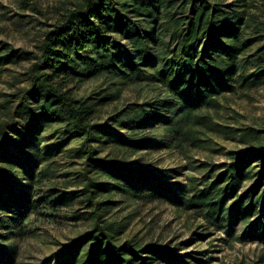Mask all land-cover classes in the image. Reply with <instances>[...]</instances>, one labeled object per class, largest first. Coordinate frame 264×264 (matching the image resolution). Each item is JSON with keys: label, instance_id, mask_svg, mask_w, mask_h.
I'll list each match as a JSON object with an SVG mask.
<instances>
[{"label": "rangeland", "instance_id": "374dc122", "mask_svg": "<svg viewBox=\"0 0 264 264\" xmlns=\"http://www.w3.org/2000/svg\"><path fill=\"white\" fill-rule=\"evenodd\" d=\"M82 1L0 0V143L8 154L13 150L21 158L15 164L0 162L16 191L9 197L0 187V195L11 200L0 205V264H39L46 256L66 251L92 227L81 193L85 182L81 137L60 123L42 121L29 157L14 150L23 126L38 111L33 98L39 93L31 79L35 59L10 52L37 54L46 32ZM211 1L239 12L231 42L238 54L226 76L227 90L204 93L200 106L181 110L185 101L155 81L151 67L107 74L76 65V73L48 81L88 101L93 123L143 144L120 146L96 136L89 147L98 156L129 163L170 189L172 195L163 197L108 177L96 179L104 183L96 191L104 203L101 215L112 222L117 238L160 247L173 257L165 261L151 255L146 264H264V230L250 224L256 214L250 218L238 214L230 208L234 198L220 214L193 205L195 194L217 179L224 164L257 145L245 130L264 137V0ZM143 113L148 123L139 128L133 120ZM115 116L129 127L113 123ZM259 164L260 159H253L244 168L237 194L254 181ZM53 260L50 263L55 264Z\"/></svg>", "mask_w": 264, "mask_h": 264}, {"label": "trees", "instance_id": "16d2710c", "mask_svg": "<svg viewBox=\"0 0 264 264\" xmlns=\"http://www.w3.org/2000/svg\"><path fill=\"white\" fill-rule=\"evenodd\" d=\"M237 13L233 9L226 11L220 3L211 0H83L63 22L46 32L37 54L11 50L12 55L35 59L31 79L39 93L38 98H33L39 103L38 111L29 125L23 126L24 133L20 134L14 150L24 158L29 157L32 137L42 121L60 123L82 139L80 156L85 182L81 193L86 203L85 215L92 220V227L75 238L66 251L46 256L39 264H49L53 258L55 264H146L152 256L165 261L173 258L160 247L140 246L131 239L120 241L112 222L101 215L104 203L97 199L96 191L104 183L97 178L108 177L136 189H147L150 195H172L163 182L129 163L98 156L89 147L97 141L96 136H104V140L120 146L142 147L143 144L126 139L108 126L93 123V107L88 101L74 98L48 81L67 72L76 73V65L107 74L151 67L153 79L184 100L181 110L187 112L203 103L204 93L227 90L226 76L231 73L238 54L235 44H231L233 20L239 21ZM136 118L133 121L137 127L147 125L145 113ZM111 121L117 126L130 125L116 116ZM245 131L254 137L257 145L241 158L224 164L217 179L195 194L193 205L208 206L220 214L225 203L234 198L230 208L248 218L256 214L250 224L264 230V137H258L253 130ZM253 159H260L254 181L237 194L244 168ZM20 161L13 150L8 154L0 143V162ZM2 172L0 169L3 183L0 187L9 197H14L16 191ZM9 203L11 200L0 195V205ZM144 254L147 257L143 258Z\"/></svg>", "mask_w": 264, "mask_h": 264}]
</instances>
